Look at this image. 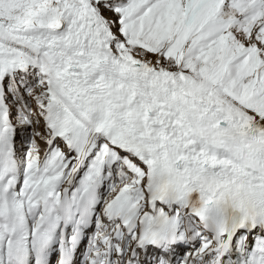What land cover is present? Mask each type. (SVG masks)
<instances>
[{
    "label": "snow or ice",
    "instance_id": "snow-or-ice-1",
    "mask_svg": "<svg viewBox=\"0 0 264 264\" xmlns=\"http://www.w3.org/2000/svg\"><path fill=\"white\" fill-rule=\"evenodd\" d=\"M0 264H264V0H0Z\"/></svg>",
    "mask_w": 264,
    "mask_h": 264
}]
</instances>
